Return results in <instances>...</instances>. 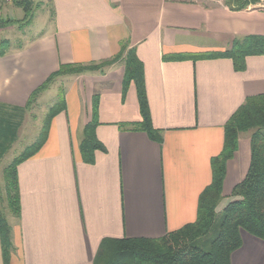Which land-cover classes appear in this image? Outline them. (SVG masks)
I'll use <instances>...</instances> for the list:
<instances>
[{"label":"crops","instance_id":"1","mask_svg":"<svg viewBox=\"0 0 264 264\" xmlns=\"http://www.w3.org/2000/svg\"><path fill=\"white\" fill-rule=\"evenodd\" d=\"M31 1L30 23H20L26 15L14 3L0 8V35L19 29L24 40L0 39L9 43L0 56V109L26 113L59 79L66 81L32 145L62 98L65 110L51 121L40 152L18 168L21 215L8 220L9 264H94L105 239L157 240L195 223L200 197L212 184V160L224 149L227 122L248 98L264 95V56L248 57L243 72L230 59L173 58L211 55L230 49L238 37L264 36V0L243 11L230 10L226 0ZM17 11L20 19H14ZM35 12L42 18L39 30L32 28ZM132 50L144 67L161 142L122 127L142 122L133 83L124 95L125 59ZM121 55L104 72L58 78L26 108L61 66ZM95 98L96 137L106 151L96 152L91 164L82 160L80 148ZM250 162L251 134H241L226 165L219 213ZM242 239L232 264H264V240L245 231Z\"/></svg>","mask_w":264,"mask_h":264},{"label":"trees","instance_id":"2","mask_svg":"<svg viewBox=\"0 0 264 264\" xmlns=\"http://www.w3.org/2000/svg\"><path fill=\"white\" fill-rule=\"evenodd\" d=\"M260 0H226V7L232 11L246 10ZM14 4L25 12L20 23H30L34 12L31 0H14ZM10 23V22H9ZM12 23V22H11ZM1 24V26H5ZM8 41L1 42L0 56L7 53ZM125 52L123 47L122 55ZM119 56L110 62L88 66H61L31 96L26 108L30 109L38 96L47 91L58 78L68 75H81L104 70L118 61ZM264 56V36L236 38L230 49L211 55L177 56L176 60L230 59L236 72L246 69V59ZM136 87L142 122L122 125L136 131L145 132L152 140L161 142L162 136L152 123L145 83L144 67L134 50L125 59L124 95L130 85ZM62 100L50 111L46 124L38 140L29 146L4 171L5 202L12 217L21 215L18 168L35 157L47 141L51 121L62 111ZM98 99H94L92 121L85 127L81 145L82 160L94 163L98 151L105 152L104 146L96 137ZM20 110L2 107L0 109V159L16 140L20 122L15 114ZM16 112V113H14ZM251 133V162L245 179L237 184L231 194L232 201L223 209L218 222V207L224 200L223 186L227 162L233 158L239 145L241 134ZM212 184L203 192L198 206L197 221L165 237L150 239H105L100 244L94 264H232V256L243 244L242 231L264 240V95L251 97L238 109L225 126L224 149L220 156L212 160ZM2 203V199L0 200ZM12 226L0 209V236L5 264H9L12 251ZM212 235V236H211Z\"/></svg>","mask_w":264,"mask_h":264},{"label":"rangeland","instance_id":"3","mask_svg":"<svg viewBox=\"0 0 264 264\" xmlns=\"http://www.w3.org/2000/svg\"><path fill=\"white\" fill-rule=\"evenodd\" d=\"M6 5L0 6L4 8ZM13 5V4H12ZM14 19H20L22 17V11H17ZM32 28L39 30L41 26L42 18L35 12V20ZM11 38L14 44H18L23 40V34L19 29H14L12 32H4L0 35V39ZM92 73V72H90ZM95 73V72H93ZM86 74V73H85ZM82 75V74H81ZM78 76V75H77ZM66 86V81L64 79H59L56 87L52 89L40 102L37 108L29 110L28 112H23L15 114L14 120L20 122L19 130L17 131L18 136L16 140L11 145V148L3 154L0 159V209L4 212L8 220L14 221V217L11 216L7 203L5 202V183H4V171L12 164V162L18 158L30 145H32L34 139L36 138V133L40 129L43 120L45 119L47 113V107L52 104V101L56 99V93H58L62 88ZM50 107V106H49ZM22 121V125H21ZM251 134V133H249ZM36 135V136H35ZM3 148V147H2ZM0 148V149H2ZM222 213L218 215V222L222 218ZM212 236V235H211Z\"/></svg>","mask_w":264,"mask_h":264},{"label":"built area","instance_id":"4","mask_svg":"<svg viewBox=\"0 0 264 264\" xmlns=\"http://www.w3.org/2000/svg\"><path fill=\"white\" fill-rule=\"evenodd\" d=\"M162 1H166V2H170L172 0H162ZM14 0H0V6L6 5V4H13Z\"/></svg>","mask_w":264,"mask_h":264}]
</instances>
